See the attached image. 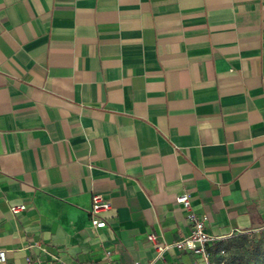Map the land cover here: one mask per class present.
<instances>
[{
	"label": "crops",
	"instance_id": "obj_1",
	"mask_svg": "<svg viewBox=\"0 0 264 264\" xmlns=\"http://www.w3.org/2000/svg\"><path fill=\"white\" fill-rule=\"evenodd\" d=\"M180 193L214 242L264 226V0H0V264H160Z\"/></svg>",
	"mask_w": 264,
	"mask_h": 264
},
{
	"label": "built area",
	"instance_id": "obj_2",
	"mask_svg": "<svg viewBox=\"0 0 264 264\" xmlns=\"http://www.w3.org/2000/svg\"><path fill=\"white\" fill-rule=\"evenodd\" d=\"M175 201L185 209V218L190 226L187 235L169 244L165 242L160 234L151 232L148 234V241L153 244L157 260L160 264H165L164 254L170 246L175 247L177 250H185L198 255L201 264H220L212 260L211 252L209 251V245L216 240V238L205 231L204 220L198 218L192 208L189 195L187 193H180L175 196ZM110 203L99 193H93L91 195L90 209H89V221L92 229H99L106 226V220L100 216V213L108 210ZM13 213H17L24 209V205L13 206L10 208ZM264 233V226L261 228ZM221 253L224 250H220ZM5 257V250L0 248V261H3ZM40 264V263H36ZM133 264H142L139 261Z\"/></svg>",
	"mask_w": 264,
	"mask_h": 264
},
{
	"label": "rangeland",
	"instance_id": "obj_3",
	"mask_svg": "<svg viewBox=\"0 0 264 264\" xmlns=\"http://www.w3.org/2000/svg\"><path fill=\"white\" fill-rule=\"evenodd\" d=\"M211 254L212 260L220 264H264V233L256 230L232 234L222 239L219 247L214 246Z\"/></svg>",
	"mask_w": 264,
	"mask_h": 264
},
{
	"label": "trees",
	"instance_id": "obj_4",
	"mask_svg": "<svg viewBox=\"0 0 264 264\" xmlns=\"http://www.w3.org/2000/svg\"><path fill=\"white\" fill-rule=\"evenodd\" d=\"M221 241L222 240H218V241L214 242L213 244L209 245V247H208L209 248V251L211 252V249H213L214 246L215 247H219ZM220 250H222V249H219L218 251L220 252ZM211 257H212V254H211Z\"/></svg>",
	"mask_w": 264,
	"mask_h": 264
}]
</instances>
